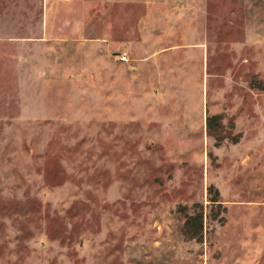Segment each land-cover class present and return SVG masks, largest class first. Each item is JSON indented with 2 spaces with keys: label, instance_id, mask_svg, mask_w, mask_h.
<instances>
[{
  "label": "rangeland",
  "instance_id": "374dc122",
  "mask_svg": "<svg viewBox=\"0 0 264 264\" xmlns=\"http://www.w3.org/2000/svg\"><path fill=\"white\" fill-rule=\"evenodd\" d=\"M60 2L0 0V264H264V0Z\"/></svg>",
  "mask_w": 264,
  "mask_h": 264
},
{
  "label": "crops",
  "instance_id": "0c3cea01",
  "mask_svg": "<svg viewBox=\"0 0 264 264\" xmlns=\"http://www.w3.org/2000/svg\"><path fill=\"white\" fill-rule=\"evenodd\" d=\"M51 0H44V2H46V13L50 12V8L48 7V4H50ZM61 1L59 4V8L61 9H68V8H76L77 10V14H78V19L74 22V25H71L72 29H79L80 33H79V39L75 40L77 42L75 43H84L83 41H88L87 39V26H86V13H87V0H69V1H65V0H59ZM49 2V3H48ZM109 2L112 4V6H118L120 4L123 3H142L145 6V16H143V18L140 20L139 23V29L145 31L146 35H145V40L147 41L149 39V36L147 35L148 32H150V30L154 29L157 27V14L160 12L162 13L163 11V2L162 0H109ZM47 23V20H46ZM67 24V23H66ZM46 28L48 29H60V25L59 24H54L52 25L50 22L48 23V25L46 24ZM67 30V27H64ZM112 28L114 29V26H112ZM82 29H84V32H82ZM65 30V31H66ZM151 37L150 39L155 42V35H152V33L150 32ZM160 39V38H159ZM98 41H101V43L103 44L102 46L104 47V44L108 43V47L113 49H117L119 48V44L121 42L117 41L116 39H114V37L111 38V40H104V39H98ZM144 41V40H143ZM158 41V40H156ZM129 43V48H128V52L130 51L131 53H134L137 49H140L141 47H144L142 42L141 43ZM153 45V43H152ZM150 46L153 47V46ZM155 45V44H154ZM107 47V45H106ZM161 49L159 47H153L151 48L150 52H160Z\"/></svg>",
  "mask_w": 264,
  "mask_h": 264
},
{
  "label": "built area",
  "instance_id": "2783aa9c",
  "mask_svg": "<svg viewBox=\"0 0 264 264\" xmlns=\"http://www.w3.org/2000/svg\"><path fill=\"white\" fill-rule=\"evenodd\" d=\"M65 1H69V0H65Z\"/></svg>",
  "mask_w": 264,
  "mask_h": 264
}]
</instances>
